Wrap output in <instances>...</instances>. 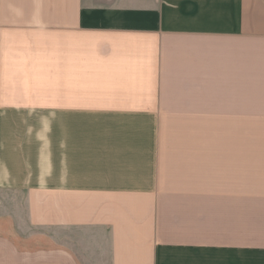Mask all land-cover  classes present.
I'll use <instances>...</instances> for the list:
<instances>
[{
    "label": "crops",
    "instance_id": "crops-1",
    "mask_svg": "<svg viewBox=\"0 0 264 264\" xmlns=\"http://www.w3.org/2000/svg\"><path fill=\"white\" fill-rule=\"evenodd\" d=\"M0 264H264V0H0Z\"/></svg>",
    "mask_w": 264,
    "mask_h": 264
}]
</instances>
